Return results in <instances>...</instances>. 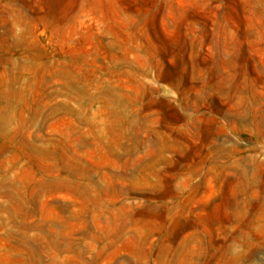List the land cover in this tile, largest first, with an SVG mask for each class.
<instances>
[{
	"label": "rangeland",
	"instance_id": "rangeland-1",
	"mask_svg": "<svg viewBox=\"0 0 264 264\" xmlns=\"http://www.w3.org/2000/svg\"><path fill=\"white\" fill-rule=\"evenodd\" d=\"M0 264H264V0H0Z\"/></svg>",
	"mask_w": 264,
	"mask_h": 264
}]
</instances>
